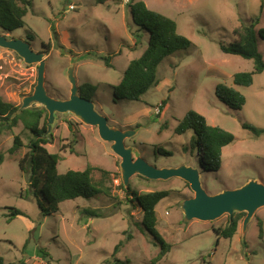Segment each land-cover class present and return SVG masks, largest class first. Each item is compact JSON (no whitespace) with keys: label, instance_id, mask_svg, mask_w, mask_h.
<instances>
[{"label":"rangeland","instance_id":"rangeland-1","mask_svg":"<svg viewBox=\"0 0 264 264\" xmlns=\"http://www.w3.org/2000/svg\"><path fill=\"white\" fill-rule=\"evenodd\" d=\"M138 2L174 20L179 34L192 46L160 64L157 86L140 101L118 100L115 88L130 62L147 47L148 34L133 19L132 11ZM32 4L23 28L12 33L0 31V35L21 39L36 53H45V86L50 97L61 101L70 98L72 86L67 71L75 65L80 95L94 103L110 127L137 132L125 141L135 151V159L141 157L159 169L197 167L209 195L240 188L251 180L264 184V73L255 74L249 87L235 85L233 75L252 72L253 62L221 51L222 45L230 46L237 40L235 29L251 22L257 23V30L264 28V0H135L129 6L119 0H109L104 5H97L95 0H33ZM259 51L264 59L262 38ZM106 58L111 67L106 65ZM37 81L38 65H27L15 52L0 48L3 101L21 105L25 97L34 93ZM220 84L245 97L242 109H232L216 96ZM83 85L95 87L93 98L80 90ZM190 111L235 137L223 149L218 172L208 169L198 151L185 150L191 132L174 134L179 121ZM244 125L261 133L246 130ZM16 135L25 145L32 137L23 123L0 137V253L4 264L152 263L161 247L153 236L141 230L142 212L127 201L121 188H125L121 158L110 143L100 138L97 127L84 124L70 113L57 114L52 144L45 147L50 153L61 154L63 159L57 165L60 174L83 171L89 166L109 172L111 197L65 201L59 205L58 213L47 215L40 189L31 186L28 174L19 167L28 150L9 154ZM101 177L100 170L94 172L95 180ZM130 185L139 194L170 191L156 211L158 230L172 249L158 264H264V234L260 236V229L264 231V208L255 213L246 231L243 218L236 235L226 239L213 229L225 227L228 215L214 222L185 220L181 204L194 195L185 181L134 176ZM11 209L24 215L11 219ZM87 210L95 211L97 216L90 217ZM122 241L125 245L113 256Z\"/></svg>","mask_w":264,"mask_h":264},{"label":"trees","instance_id":"trees-1","mask_svg":"<svg viewBox=\"0 0 264 264\" xmlns=\"http://www.w3.org/2000/svg\"><path fill=\"white\" fill-rule=\"evenodd\" d=\"M109 0H95L97 5H104ZM33 0H0V31L12 33L25 26L24 18L32 9ZM263 6H261V12ZM133 19L136 25L147 32V47L142 55L130 62L123 74V78L115 88V98L118 100L140 101L153 86H157V72L160 64L176 52L191 48L192 43L179 34L176 22L157 12L151 11L143 2H138L133 8ZM257 23L251 22L234 30L237 40L230 46H221L224 54L238 56L244 60L252 61L254 70L252 72H240L233 75V83L241 87H249L254 82L255 74L264 73V59L259 51V38L264 40V28L257 30ZM45 46V45H43ZM50 48L49 45H47ZM137 48V47H136ZM134 48V50L136 49ZM108 67L109 60L104 59ZM82 92L87 98L95 96L96 89L90 85H83ZM216 96L230 108L240 110L246 103L245 97L232 87L220 84L216 87ZM22 105V104H21ZM21 105L16 106L7 103L0 98V137L17 127L19 123L32 134L31 139L25 145L20 135L14 136L13 145L9 150L10 155L17 154L23 148L28 152L19 161L20 169L28 174L31 186L40 189L47 208H43L44 215L59 212V205L65 201L78 198L93 199L100 197H111L112 190L108 185L110 173L99 168L87 167L83 171H68L60 174L57 169L58 163L63 159L60 153H50L46 149L47 144H52L53 136L44 138L47 131L48 112L45 108L36 105L19 112ZM246 130L260 134L261 131L244 125ZM191 132L192 137L186 151H198L202 159L207 162L209 170L218 172L223 163V149L231 145L235 137L219 127L211 126L205 117L195 111H190L179 121L174 130L178 136ZM65 149H61L63 152ZM30 159L32 161L30 162ZM2 159L0 160V164ZM101 171V179L95 180L94 172ZM124 196L129 203H135L142 212L141 230L149 233L159 243L161 250L152 260L151 264H158L171 252L172 246L167 243L158 230V204L170 195L169 190L139 194L131 185L128 189L121 187ZM129 198H132L131 200ZM90 217L97 216L92 210L85 211ZM24 214L17 210H10V218L14 219ZM99 216V215H98ZM246 217V213H236L228 220L225 227L213 229L217 236L232 239L240 222ZM264 231L260 229V236ZM131 238V237H130ZM125 241L120 242L114 250L116 256ZM27 244L24 246L25 250ZM42 257V256H40ZM122 261H118L119 264ZM0 264L4 259L0 253Z\"/></svg>","mask_w":264,"mask_h":264},{"label":"water","instance_id":"water-1","mask_svg":"<svg viewBox=\"0 0 264 264\" xmlns=\"http://www.w3.org/2000/svg\"><path fill=\"white\" fill-rule=\"evenodd\" d=\"M0 48L15 52L27 65H38V81L35 91L23 99L19 112L29 109L33 105L46 109L48 121L44 138L51 135L57 114L70 113L84 124L97 127L100 138L104 142L110 143L112 151L121 158L120 167L125 189H128L134 176H141L153 181L179 178L189 184L194 194L181 204L187 222L194 220L214 222L224 215H228L232 219L236 213H246L243 221L244 231L255 213L264 208V184L257 180H251L234 190H224L219 194L209 195L202 186V173L197 167L183 165L178 168L159 169L149 165L141 157L135 159V151L133 148L127 147L125 141L134 137L137 132L135 130L122 131L110 127L107 118L95 110L94 103L80 95L75 77V65L67 71V77L72 86L70 98L61 101L50 97L47 93L45 53H36L29 43L21 39H7L3 35H0ZM31 161L32 159H30Z\"/></svg>","mask_w":264,"mask_h":264},{"label":"built area","instance_id":"built-area-1","mask_svg":"<svg viewBox=\"0 0 264 264\" xmlns=\"http://www.w3.org/2000/svg\"><path fill=\"white\" fill-rule=\"evenodd\" d=\"M124 6H129L134 3L135 0H119ZM71 10H74V7H70Z\"/></svg>","mask_w":264,"mask_h":264}]
</instances>
